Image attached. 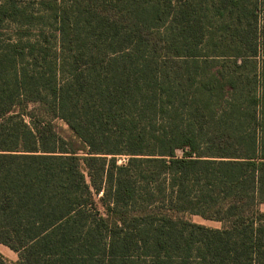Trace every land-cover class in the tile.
Masks as SVG:
<instances>
[{
    "label": "trees",
    "instance_id": "obj_1",
    "mask_svg": "<svg viewBox=\"0 0 264 264\" xmlns=\"http://www.w3.org/2000/svg\"><path fill=\"white\" fill-rule=\"evenodd\" d=\"M262 203L264 0H0L15 264H264Z\"/></svg>",
    "mask_w": 264,
    "mask_h": 264
},
{
    "label": "rangeland",
    "instance_id": "obj_2",
    "mask_svg": "<svg viewBox=\"0 0 264 264\" xmlns=\"http://www.w3.org/2000/svg\"><path fill=\"white\" fill-rule=\"evenodd\" d=\"M54 125L58 133L62 136H64L66 139L74 140V137L72 135V132L69 130L67 125L61 120V119H54ZM123 158L119 157V161H122ZM261 209L264 210V205L261 206ZM192 220L196 222H203L210 226H218L219 223L214 221H205L201 220L198 216H192ZM0 254L8 261L9 264H15L17 260V255L9 249L7 246L0 243Z\"/></svg>",
    "mask_w": 264,
    "mask_h": 264
},
{
    "label": "crops",
    "instance_id": "obj_3",
    "mask_svg": "<svg viewBox=\"0 0 264 264\" xmlns=\"http://www.w3.org/2000/svg\"><path fill=\"white\" fill-rule=\"evenodd\" d=\"M262 205H264V203H262L261 206H262ZM261 206H260V207H261ZM14 253H15V252H14ZM15 254H16V253H15ZM16 255H17V254H16Z\"/></svg>",
    "mask_w": 264,
    "mask_h": 264
}]
</instances>
